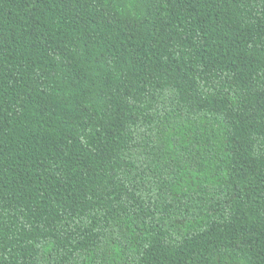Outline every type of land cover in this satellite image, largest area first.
Returning a JSON list of instances; mask_svg holds the SVG:
<instances>
[{
	"label": "trees",
	"instance_id": "obj_1",
	"mask_svg": "<svg viewBox=\"0 0 264 264\" xmlns=\"http://www.w3.org/2000/svg\"><path fill=\"white\" fill-rule=\"evenodd\" d=\"M0 264H264V0H0Z\"/></svg>",
	"mask_w": 264,
	"mask_h": 264
}]
</instances>
